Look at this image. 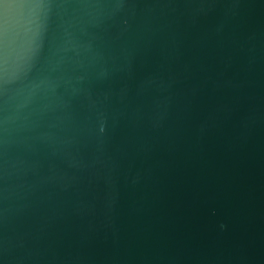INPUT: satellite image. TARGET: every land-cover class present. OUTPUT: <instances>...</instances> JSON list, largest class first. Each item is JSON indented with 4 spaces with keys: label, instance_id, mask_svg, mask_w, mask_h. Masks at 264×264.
<instances>
[{
    "label": "water",
    "instance_id": "1",
    "mask_svg": "<svg viewBox=\"0 0 264 264\" xmlns=\"http://www.w3.org/2000/svg\"><path fill=\"white\" fill-rule=\"evenodd\" d=\"M0 264H264V0H0Z\"/></svg>",
    "mask_w": 264,
    "mask_h": 264
}]
</instances>
